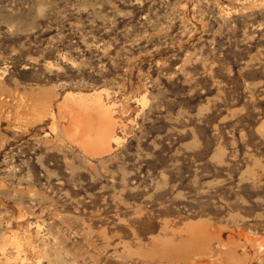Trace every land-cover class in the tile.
Listing matches in <instances>:
<instances>
[{
    "label": "rangeland",
    "instance_id": "rangeland-1",
    "mask_svg": "<svg viewBox=\"0 0 264 264\" xmlns=\"http://www.w3.org/2000/svg\"><path fill=\"white\" fill-rule=\"evenodd\" d=\"M101 89L124 139L96 158L59 103ZM17 246L264 264V0H0V264Z\"/></svg>",
    "mask_w": 264,
    "mask_h": 264
},
{
    "label": "bare ground",
    "instance_id": "bare-ground-1",
    "mask_svg": "<svg viewBox=\"0 0 264 264\" xmlns=\"http://www.w3.org/2000/svg\"><path fill=\"white\" fill-rule=\"evenodd\" d=\"M103 93L104 89L92 93L68 92L59 103V109L65 112L62 118L66 119L60 123L62 131L83 153L96 158L112 153L114 145L120 144L123 138L118 132L119 120L113 104L103 97ZM167 245L164 248L169 247ZM162 258L178 261V258L166 255ZM12 259L18 264H30L29 258L22 255L21 246L16 247V256ZM7 260L11 258L7 257Z\"/></svg>",
    "mask_w": 264,
    "mask_h": 264
}]
</instances>
